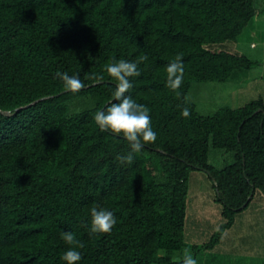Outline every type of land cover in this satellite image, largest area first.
<instances>
[{
  "label": "trees",
  "instance_id": "trees-1",
  "mask_svg": "<svg viewBox=\"0 0 264 264\" xmlns=\"http://www.w3.org/2000/svg\"><path fill=\"white\" fill-rule=\"evenodd\" d=\"M258 1L0 0V264H66L65 232L84 244L78 264H182L185 248L197 260L264 199V92L210 113L189 97L196 82L261 63L238 49L264 12ZM180 53L177 96L166 69ZM142 56L126 95L149 109L157 140L121 164L127 140L94 116L115 102L105 66ZM57 71L85 87L65 90ZM194 170L221 204L205 242L188 240L202 234L190 213ZM94 206L113 212L110 234H90Z\"/></svg>",
  "mask_w": 264,
  "mask_h": 264
},
{
  "label": "rangeland",
  "instance_id": "rangeland-1",
  "mask_svg": "<svg viewBox=\"0 0 264 264\" xmlns=\"http://www.w3.org/2000/svg\"><path fill=\"white\" fill-rule=\"evenodd\" d=\"M258 5L264 9V0ZM238 49L261 63L227 82L194 83L189 97L197 102L201 112H213L224 104L237 107L264 92V12L241 35ZM190 196V213L202 234L188 240L205 242L222 219L221 204L214 200L205 171H193ZM180 255L182 252H176L175 258ZM197 264H264V199L256 197L249 208L240 212L213 248L200 251Z\"/></svg>",
  "mask_w": 264,
  "mask_h": 264
},
{
  "label": "clouds",
  "instance_id": "clouds-1",
  "mask_svg": "<svg viewBox=\"0 0 264 264\" xmlns=\"http://www.w3.org/2000/svg\"><path fill=\"white\" fill-rule=\"evenodd\" d=\"M147 60V56L140 57L137 61H127L120 59L105 66L107 74L113 78L116 83V90L113 93L114 101L106 107L105 110L97 111L94 120L101 132H110L119 136L120 134L127 140L130 146V152L126 156H117L121 164H132L135 153H139L144 144L155 143L157 133L152 128V121L149 115V109L138 104L131 95H126L134 87L131 78L139 77L142 73L139 64ZM183 54H177L167 66L166 86L180 95L179 89L182 86L184 78ZM55 76L63 81L65 90L77 93L85 85L78 76H69L67 72L57 71ZM94 79L103 81V75H94ZM182 116L187 118L190 115L188 108H184ZM117 220L110 210L94 206L91 208V228L90 234H110ZM62 239L70 247L63 254L62 259L66 264H78L82 259L81 252L78 249L84 248V244L78 240L71 232L62 234ZM182 264H197L193 258L190 249L185 248Z\"/></svg>",
  "mask_w": 264,
  "mask_h": 264
}]
</instances>
